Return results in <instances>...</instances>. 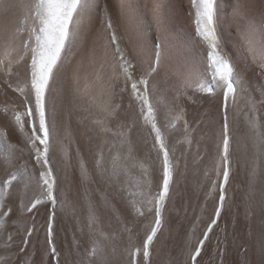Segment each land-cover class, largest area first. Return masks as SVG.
Wrapping results in <instances>:
<instances>
[{"label":"bare ground","instance_id":"bare-ground-1","mask_svg":"<svg viewBox=\"0 0 264 264\" xmlns=\"http://www.w3.org/2000/svg\"><path fill=\"white\" fill-rule=\"evenodd\" d=\"M152 2L132 0L135 17L130 21L119 14V0H95L99 11L93 13L90 29L97 40V59L103 52L101 37L105 4L108 5L117 35H124L127 39L135 29L144 39L147 55H151L154 46L158 49V33L151 15ZM164 2L167 5L166 15L172 41L168 45L171 56L186 60L198 75L185 83H178L177 78L169 77L167 71L161 69L159 78L153 81L156 88L154 102L160 110L162 123L167 125L164 127L166 140L174 156L181 162L175 173L171 196L166 202L163 229L154 242L151 264H175L177 260L186 258L188 250L202 239L203 232L211 222L218 202V189H214L212 184L214 181L219 182L214 169L220 159L217 145L222 123L220 89L210 97L203 90L211 84L210 71H206L205 52L193 37L194 26L187 16L190 0ZM238 6L245 11L235 13L234 9ZM218 8V29L226 50L242 64L251 63L256 67L264 61V37L261 35L264 0H239V4L238 0H218ZM0 58H4L3 52H0ZM94 68L91 56L86 54L81 41L65 63L62 75L52 85L48 98L53 124V151L50 156L58 180L59 197L54 241L58 250L65 255L67 264H75L81 257L86 259L83 247L81 257H68L70 246L78 243L90 251L95 243L98 249L103 248L101 234L119 233L124 224L129 227L134 225V233L138 232L143 237L151 227L152 215L139 216L135 209L146 211V201L151 198L147 195L149 181L154 195L161 176L160 160L151 146L152 138L143 126L134 129L131 144L126 130L118 140H112L109 133L105 139L116 146L111 152L105 148L98 164V144L103 145V140L96 137L93 131L91 135L94 139L90 143L87 129L92 128V115L102 114L100 109L105 98L101 95L100 83L93 75ZM77 70L78 80L74 77ZM23 71V65L16 69L11 77L13 84L19 82L23 87ZM177 95L179 99H176ZM259 95V92L252 93L255 98H259ZM21 100L19 93L9 89L5 95L0 89V131L7 127L6 138H0V160L8 158V163L0 166V180L5 179L9 172L19 177L18 188L11 194V200H15L19 193L27 192L32 196L35 191H39L36 189L37 176L33 171V162L26 151H21L25 148L24 138L18 130L8 126L9 116L4 111L5 108L9 109V113L13 109L22 110ZM192 100L196 103H192ZM124 103L127 107L126 94ZM180 107L185 110L183 118L190 125L187 132L183 129V121L177 119ZM257 108L259 112L254 117L248 93L238 89L236 103L231 105L229 111L232 163L228 199L221 220L205 245L202 259L198 258L200 264H219L218 240L222 242L220 247L227 245L224 264H260L264 216L260 215L258 209L264 198V154L259 151L258 134L264 133V120L258 117L264 115V108L259 105ZM128 117L130 122L132 109H128ZM253 121L256 128H253ZM201 156L202 161L199 159ZM145 169L147 176L144 174ZM206 172L208 175H205ZM121 188L124 191H120ZM8 199V191L0 188V205ZM249 206L254 214L250 219H245V210ZM50 209L51 206L42 199L35 213L17 212L15 227L9 231L15 233L18 230L22 234L26 227L32 225L34 216L38 229L34 236L43 241ZM3 222L0 218V224ZM126 236L123 243L127 242ZM19 239L17 237V243ZM139 242L136 239V243ZM2 243L0 240V246ZM123 243L117 241V253L122 250ZM241 245L246 252L241 249ZM44 264H47L46 260Z\"/></svg>","mask_w":264,"mask_h":264},{"label":"snow or ice","instance_id":"snow-or-ice-1","mask_svg":"<svg viewBox=\"0 0 264 264\" xmlns=\"http://www.w3.org/2000/svg\"><path fill=\"white\" fill-rule=\"evenodd\" d=\"M118 7L119 14L130 21L134 19L135 9L132 0H119ZM166 7L164 0L152 2L151 15L153 26L158 33L159 45L158 49L156 46L152 48L149 56L145 51L143 37L135 29L127 39L124 35H117L116 27L108 13V5L105 4L101 37L103 52L97 59V40L93 38L94 32L90 29L92 15L99 11L95 0H0V52L4 53V58H0V78H3L0 80V89L5 95L11 89L13 93H19L22 97L20 104L22 110L13 109L9 113V109L5 108L4 111L5 115L9 116L8 126L14 127L24 138L25 148L21 151H26L29 160L33 162V171L37 176L36 189L39 190L32 196L27 192L19 193L15 200H11V194L18 188L19 177L9 172L5 179L0 180V188L6 189L9 193V199L0 205V218L4 221L0 224V240L3 241L0 246V264H44L45 260L47 264H67L65 255L58 250L54 241L56 205L59 197L58 180L50 156L53 151V124L48 98L52 85L57 77L62 75L65 63L70 60L81 41L86 54H90L91 62L95 65L93 75L100 83L101 95L105 98L100 109L102 114L92 115V128L87 129L90 143L94 139L91 135L93 131L96 137L103 140V145L98 144V164L103 158L104 149L107 148L111 152L116 146L109 144L105 139L109 133L112 140H118L124 136L126 130L128 142L131 144L134 129L143 126L148 130L152 138L151 146L160 160L161 176L154 195L151 193L149 181L147 195L151 198L146 201V211L141 208L135 209L139 216L152 215L151 227L143 237H140L138 232L134 233V225L129 227L124 224L119 233L101 234L103 248L98 249L94 243L89 251L86 246L77 243L69 247L67 256L81 257L83 247L86 259L81 257L75 264H151L154 242L163 229L166 202L171 196L175 173L181 162L174 156L166 140L164 127L167 125L162 123L160 110L154 102L156 88L153 81L159 78L161 69H165L169 77L177 78L178 83H185L189 78L198 75L196 69L186 60L171 56L168 45L172 41ZM244 11L245 9L240 6L234 9L235 13ZM187 16L194 26L193 37L205 52L206 71H210L211 84L203 90L206 96L210 97L220 89L222 96L220 103L222 123L220 142L217 145L220 159L214 169L219 182L214 181L212 184L214 189H218V202L202 239L188 250L186 258L175 262L200 264L198 258L202 259L205 245L221 220L225 211V201L228 199L227 187L232 163L230 107L236 103L238 89H242L249 95L254 117L259 112L257 105L264 108V61L256 67L251 63L242 64L226 50L218 29V0H190ZM251 27L249 21V28ZM261 35L264 37V26L261 27ZM20 65L24 68L23 87L19 82L15 84L11 82V77ZM74 77L79 79L78 70ZM255 92H259V98L252 96ZM125 94L128 98L127 107L124 103ZM176 99H179V95ZM192 103L196 101L192 100ZM128 109H132L130 122ZM179 111L177 119L183 121V129L187 132L190 125L183 118L185 110L180 107ZM258 118L264 120V115H259ZM253 128H256L254 121ZM6 136L7 127L0 131V138ZM258 139L259 151L264 154V133H259ZM189 143L191 144V141ZM199 159L202 161L203 157ZM7 163L8 158L0 160V166ZM36 169L39 171L36 172ZM144 174L147 176L146 169ZM119 190L124 191L122 188ZM42 199L51 206L43 241L34 236V233L38 232L34 216L32 225L26 227L22 234L18 230L15 233L9 231L15 227L17 212L35 213ZM258 211L264 216V198ZM253 214L251 206L246 207L245 219H250ZM125 234L127 242L123 243ZM17 237L20 238L19 243ZM136 239L140 242L136 243ZM117 241L123 243L119 253ZM221 243L217 241V255L219 264H224L228 249L227 245L220 247ZM241 249L247 251L242 245ZM260 254V264H264V243L260 246Z\"/></svg>","mask_w":264,"mask_h":264},{"label":"rangeland","instance_id":"rangeland-1","mask_svg":"<svg viewBox=\"0 0 264 264\" xmlns=\"http://www.w3.org/2000/svg\"><path fill=\"white\" fill-rule=\"evenodd\" d=\"M152 258V257H151Z\"/></svg>","mask_w":264,"mask_h":264}]
</instances>
